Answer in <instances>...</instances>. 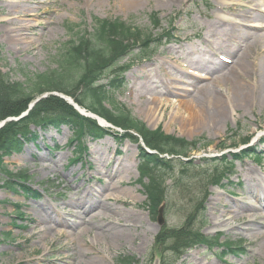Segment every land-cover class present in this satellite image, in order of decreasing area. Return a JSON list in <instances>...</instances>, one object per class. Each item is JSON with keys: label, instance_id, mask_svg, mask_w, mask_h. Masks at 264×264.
<instances>
[{"label": "rangeland", "instance_id": "obj_1", "mask_svg": "<svg viewBox=\"0 0 264 264\" xmlns=\"http://www.w3.org/2000/svg\"><path fill=\"white\" fill-rule=\"evenodd\" d=\"M22 1L0 0L3 50L0 65L13 79L24 80V72L54 69L55 56L71 37L69 28L73 24H81L89 32L97 17L122 18L145 32L154 33L157 39L146 48L149 54L153 52L147 60L142 59L144 47L138 46L124 53L119 63L120 58L109 64V70H113L112 66H123L124 88L118 100L150 129L160 128L165 134L188 141L202 136L214 141L210 146L188 151L185 156L164 154L166 165L157 168L167 180L160 200L163 207L150 212L140 185L150 172L143 157L149 151L141 141L133 142L134 137L127 135L122 143L116 142L112 135L102 140L88 136L84 140L86 148L81 151L85 152L86 162L79 159L72 163L75 144L68 143L72 134L67 127L60 131L53 127L36 128L34 141L24 143L21 139L22 149L5 157L9 169L19 173L28 171L29 188L42 193L36 200L31 196L34 191L26 199L25 193L0 189V264H264L262 240L244 227L253 217L252 222L262 224L259 218L264 215V205L253 197L252 187L259 183L256 177L264 181V159L259 162L245 158L254 151L264 154V105L238 107L235 113L228 106L227 117L217 123L202 119L199 110L202 104L194 97L211 79L202 70H195L191 62L219 60L217 55L206 53L208 41L224 40L231 45L235 42L223 37L229 23L219 28L213 23L218 13L236 16L243 9L239 3L246 0H144L140 7L127 10L116 0L102 3L42 0V4L32 3L35 9L30 15L19 17L32 22L31 28H23L19 18H15L16 10L24 4ZM228 1L233 6L222 11L219 5ZM155 13L159 14L161 30L153 27ZM243 20H240L242 24L248 23V18ZM213 28L216 33L222 32L221 35L216 36ZM227 66L233 67L234 63ZM226 71H220L221 79L210 85L223 101L232 88L222 78ZM112 72L116 76V71ZM249 72L240 80L252 81ZM160 79L167 84H162ZM56 97L63 106L68 104ZM153 97L165 102L159 116L154 118L149 109L154 110L156 102L147 106L148 99ZM179 103L176 113L174 108ZM115 132L125 134L120 130ZM223 161L227 164L218 171L216 163ZM234 162L235 174L229 178L231 169L227 166ZM139 169L145 172L142 177ZM111 192H116L118 199L116 195L109 197ZM85 203L93 205L90 216L95 218L86 217V220L90 219L94 226L81 222ZM104 203L114 208L104 209ZM54 208V212L62 213L53 214ZM234 210L240 213L237 217ZM104 211L111 215L99 217ZM129 213L137 214V218L128 220ZM216 221H223L225 226L215 227ZM133 222L136 228L130 226ZM52 226L55 229L50 230ZM109 228L124 229L125 235L114 238ZM198 233L199 237L203 235V241L196 245L193 240ZM206 236L212 241L217 237L216 244L222 246L228 241H241L242 250L224 254L223 247L207 250L203 243Z\"/></svg>", "mask_w": 264, "mask_h": 264}, {"label": "trees", "instance_id": "obj_2", "mask_svg": "<svg viewBox=\"0 0 264 264\" xmlns=\"http://www.w3.org/2000/svg\"><path fill=\"white\" fill-rule=\"evenodd\" d=\"M156 20L154 25L157 24ZM70 30L73 31V36L63 43L55 56L57 67L54 69L43 73L24 72V80H17L9 72H4L0 65V122L19 116L32 100L45 92L60 91L73 96L88 110L121 127L128 133V137H134V141L141 137L148 147L158 151V154L143 153L150 172L141 182L150 210H158L167 181L157 169L166 165L165 160L159 157L160 154H185L197 147L198 140L188 142L184 138L167 135L161 129L152 130L147 127L126 104L118 100L119 93H123L124 88L121 75L112 77L108 73L113 71L109 70V64L131 51L135 43L144 45L150 38H144V32L140 28L121 18H95V26L91 32L84 31L80 24H73ZM2 52L0 46V62ZM107 73L109 76L104 81ZM57 101L56 96L41 99L26 117L7 122L0 129V189L7 188L26 195L34 191L28 185L31 176L26 171L15 173L4 160L6 155L22 149V138H32L31 124L43 128L69 125L73 133L69 142L72 145L76 143V152L82 151V141L88 134L95 137L102 135L103 130L95 120L80 115L69 104L63 106ZM132 131L139 134V137L132 134ZM203 141L202 146L212 143L205 137ZM31 196L35 197V194ZM197 240L202 241L199 235ZM234 246L239 247L240 244Z\"/></svg>", "mask_w": 264, "mask_h": 264}, {"label": "bare ground", "instance_id": "obj_3", "mask_svg": "<svg viewBox=\"0 0 264 264\" xmlns=\"http://www.w3.org/2000/svg\"><path fill=\"white\" fill-rule=\"evenodd\" d=\"M98 3H102L103 0H96ZM121 8L127 10V9H133L138 8L141 5H143L144 0H116ZM173 1V0H171ZM179 1V0H177ZM231 1V0H229ZM228 2H222L221 5H219L220 9L223 11V8L230 9L233 4H230ZM24 4L22 6H19L17 14L15 18L19 17H26L30 15V11L34 10L35 8L32 7V3L36 4H42L44 1L42 0H23ZM241 6H244V9H240V13H238L234 17H227L223 16L220 13L216 15L215 22L213 23L216 28H219L222 26V24L226 22L229 23L230 28H226V33L224 38L228 40L235 41L238 45L236 47H232L227 50L229 58H232V62L234 63L233 67H229L227 71L224 73L222 78H226L228 82L231 83L232 88L228 89V92H226V100L223 101L215 91L210 89V85L213 82H217L220 78V74L215 75L217 72L222 71L227 64H222L220 67L215 68L211 73V80L208 83H205L204 86H202L199 90H197L196 95L194 99L196 98L202 105L200 106L199 110L201 112V118L205 119L206 121H212V122H218L222 121L227 117V107H231V113H235L237 111L238 107H246L250 108L253 106H263L264 105V21L259 20H248L252 23V26H255L256 30L253 33H250L247 29H241L240 26L243 27V24L240 23L239 18L237 17H244V18H250L254 16L253 9H258V7L263 6L264 0H246L245 3H239ZM264 10V8H263ZM21 25L23 28H31L33 25L32 22L29 20H24L22 18H19ZM245 21V20H244ZM247 21V20H246ZM258 21V22H256ZM259 28V29H258ZM212 30L213 33H216L215 28ZM239 30L241 32H239ZM247 30V31H246ZM222 33V32H220ZM18 37V36H15ZM218 47L222 48V44H218ZM200 68L207 69V65L204 63H197ZM196 64V65H197ZM250 71V72H249ZM249 72L251 74V77L253 78L252 81H248V83L243 82L240 80V77H244L246 73ZM154 78L157 76L155 74H151ZM147 77V76H146ZM150 77V75L148 76ZM172 78V77H171ZM208 78V77H207ZM210 79V78H208ZM160 82L162 84H167V82L163 79H160ZM193 83V80L190 81V84ZM154 90V89H151ZM69 103L72 104L73 107H76L80 111H84L83 107L78 106L76 101L69 98ZM152 102H156V105L154 107V110L149 109V111L152 112V118L155 117V115L159 116L160 112L162 111L165 102L162 100H157L155 97H153L151 100L150 98L147 101L148 104H151ZM205 104V105H204ZM180 108V103L177 104L174 108L175 112L177 113ZM195 114V113H194ZM103 122V120H101ZM101 150V149H100ZM129 155H127L128 157ZM113 176V175H111ZM120 182V181H119ZM117 182V183H119ZM110 187V185H108ZM120 186V185H118ZM257 192V195L259 198H261V205H264V190L260 191L255 189ZM116 195V192H111L109 197H113ZM118 196L116 195L115 198ZM118 199V198H117ZM219 203V201H218ZM105 204V203H104ZM246 205V204H245ZM248 206L243 208V212H245L246 208ZM104 209L112 210L114 208V205L110 203H106L103 205ZM258 207H254L251 209L252 211H255ZM240 212V211H239ZM90 214V213H89ZM233 214V211L232 213ZM240 213H236L234 210V215L237 217ZM99 217H102L104 215L109 216L111 214H108L106 211L100 212ZM128 220L136 219L137 214L135 213H129L128 214ZM135 216V217H134ZM228 216V214H226ZM81 222L87 224L91 223L86 220V218L81 217ZM90 218L93 220L95 218L94 216H90ZM260 222L262 224L257 225L256 223L252 222V220H255V218H251L250 221L247 222L246 227L248 230L250 229L251 235L253 237H258L262 240V243L264 244V215L259 218ZM223 221H216L215 227L225 226L222 225ZM91 225L94 226V223H91ZM131 227L136 228V222H133ZM227 226V225H226ZM243 227V228H244ZM130 228V227H128ZM55 229L54 226L50 227V230ZM108 231H110V235L114 238H120L125 235V230H114L112 228H109ZM47 232V231H46Z\"/></svg>", "mask_w": 264, "mask_h": 264}]
</instances>
